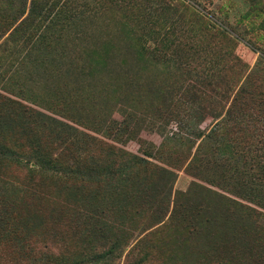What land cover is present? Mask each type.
I'll list each match as a JSON object with an SVG mask.
<instances>
[{
    "label": "rangeland",
    "instance_id": "374dc122",
    "mask_svg": "<svg viewBox=\"0 0 264 264\" xmlns=\"http://www.w3.org/2000/svg\"><path fill=\"white\" fill-rule=\"evenodd\" d=\"M0 146V264H264V0H0Z\"/></svg>",
    "mask_w": 264,
    "mask_h": 264
},
{
    "label": "trees",
    "instance_id": "16d2710c",
    "mask_svg": "<svg viewBox=\"0 0 264 264\" xmlns=\"http://www.w3.org/2000/svg\"><path fill=\"white\" fill-rule=\"evenodd\" d=\"M217 125H218V126H217ZM217 125H215V126H216V132H215V134H217L219 131L223 130V129L220 128L219 124H217ZM122 126H123V125H122ZM0 153H1V154H5V155H11V153L13 154V152H11V150L6 149V148H4V147H2V146H0ZM21 155H23V154H21ZM32 157H33V159H32ZM29 158H30V159H29L28 161H29V162H33V163H32L33 165L41 166V164L38 162V160H37L34 156H30ZM32 160H33V161H32ZM194 160H195V158L193 159V161H194ZM209 182H211V181H209ZM209 182H207V180H206V184L210 185L211 183H209ZM207 189H208V188H207ZM224 192H227V191L224 190ZM255 199H256V198H255ZM255 199H254L252 202H251V200L248 201V202L253 204V202H255ZM112 252H113V251H111V252H104V253L100 254V255L98 256V258H100V259H105V258H107L108 256H110V255L112 254ZM108 253H110V255H108ZM61 257H62V256H58L57 259H60Z\"/></svg>",
    "mask_w": 264,
    "mask_h": 264
}]
</instances>
